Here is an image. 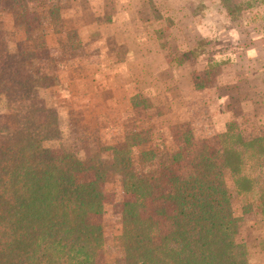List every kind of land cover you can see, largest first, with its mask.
<instances>
[{
    "label": "rangeland",
    "instance_id": "374dc122",
    "mask_svg": "<svg viewBox=\"0 0 264 264\" xmlns=\"http://www.w3.org/2000/svg\"><path fill=\"white\" fill-rule=\"evenodd\" d=\"M244 1L235 0L236 4ZM152 3L151 0L145 3L142 17L145 21H153L156 36L159 42L166 44L169 53L166 56L162 52H157L158 56L154 54L153 62L147 64L154 66L151 69L156 68L153 75H148L152 72L127 75L128 81H135L137 89H144L138 94L140 98L137 97L141 101L139 108L130 106L128 97L120 93L115 96L111 91L94 92L92 87H87L88 81L80 90L81 85L71 83L80 76L65 74L72 70L80 72L81 60L100 55L99 48L82 47L78 33L64 28L62 12L71 6L70 0L55 3L60 7L58 20L50 16L53 3L46 0H30L20 10L0 5V38L7 42L11 51L34 56L31 72L40 78L39 99L44 107L38 120L49 130V140L44 144L47 155L73 153L88 163L109 165L114 152L125 150V166L137 174L141 188L149 191L138 203L141 215L163 230H173L172 218L178 215L191 230L190 211L176 207L165 168L171 164V155L180 151L185 160L177 167L182 173L190 169L193 154L201 155L206 149H212L208 142L228 128L240 131L247 139L264 134V28L255 15L232 21L221 0H162L158 3L161 14L148 9ZM254 10L264 12V6L255 5ZM201 40L208 46L204 56L198 53L196 56L200 58H196L191 52ZM153 45L158 48L157 44ZM104 49L115 54L117 62L127 57L124 50H113L109 43ZM162 58L168 67L163 70L160 69ZM218 58L238 61L240 69L234 70L244 78L233 88L236 94L223 83L234 76V70L227 68L229 65H215L210 68L207 79H200L202 84H208L209 92L205 94L194 89L191 92V80L199 74L196 69H200L205 60ZM139 65L145 66L146 60L128 61L125 68L130 73ZM171 74L183 80L176 84L180 89L177 98L168 104L160 95H168L162 87L171 86L168 78ZM214 93L220 96L218 102H215ZM225 102H228L226 107ZM16 109L12 101L0 95L1 121L7 122ZM218 127L223 131L219 132ZM98 185L104 194L103 212L94 219L104 235V248L98 263L120 264L122 226L129 219L123 205L129 197L124 193L121 174L109 173ZM227 186L233 195V209L242 218L237 238L251 244V264H264L261 216L255 210L244 214V200L236 196L230 179H227Z\"/></svg>",
    "mask_w": 264,
    "mask_h": 264
},
{
    "label": "trees",
    "instance_id": "16d2710c",
    "mask_svg": "<svg viewBox=\"0 0 264 264\" xmlns=\"http://www.w3.org/2000/svg\"><path fill=\"white\" fill-rule=\"evenodd\" d=\"M29 1L0 0V5L20 10ZM46 1L53 3L49 14L58 20L55 3L62 0ZM221 4L232 21L255 15L264 28V12L254 10L264 0ZM159 45L167 50L166 44ZM206 46L205 40L199 41L192 56L203 55ZM33 60V54L13 52L0 38V95L17 106L7 122L0 120V264H99L104 235L94 219L104 206L98 184L109 173L122 175L129 197L123 205L129 219L122 226L120 264H251V244L237 238L242 218L233 209L227 179L244 200L243 213L258 211L264 226V134L247 139L228 128L208 142L212 149L193 154L192 166L183 173L177 167L185 160L183 153L171 155L165 168L168 188L176 207L190 211L192 226L189 230L176 215L173 230H163L140 213L138 203L149 191L125 166V150L114 152L109 165L88 163L73 153L47 155L49 130L38 120L44 107L40 78L31 72ZM233 62L209 60L205 71L193 78L195 89L207 88L200 79L208 78L210 68ZM140 103L132 99L134 108Z\"/></svg>",
    "mask_w": 264,
    "mask_h": 264
},
{
    "label": "crops",
    "instance_id": "0c3cea01",
    "mask_svg": "<svg viewBox=\"0 0 264 264\" xmlns=\"http://www.w3.org/2000/svg\"><path fill=\"white\" fill-rule=\"evenodd\" d=\"M81 1L82 0H70L71 6L66 9V11L62 12V17L65 20V25L63 24L64 28H69L68 31H75L78 33L77 35L82 47L86 49L99 48L100 55L98 57L89 56L81 60L83 62L81 63L80 69L82 70L80 72L72 70L65 72V74L74 75L76 73L75 75L80 76L71 80L72 84L81 85L79 86L80 90L83 88L82 84L88 81L89 84L87 87H92L94 92L111 91L115 96L117 93L127 96L131 106L132 99L139 97L138 94H141V91H144V89H137L135 81H128L127 75H147L149 72H152L148 74L149 76L153 75L156 68L151 69L154 67L152 64L148 65V68L147 64L153 62L154 54L162 52L166 56L169 53L168 50L161 49L155 33L156 30L153 28V21H150V19L145 21L142 17L147 6L145 3L149 0H83L86 2L83 4ZM151 1H154V3L151 4V8H149L148 5V9L153 13L154 9L160 14L163 13L158 5L162 0L158 2H156L157 0ZM88 17L91 18V21H88ZM149 26L152 27V29H150ZM167 40L169 41V37ZM107 43L112 45L113 50H117V48L124 50L127 57L117 62L116 55L104 49V45ZM153 44H157L156 47L158 48H155ZM132 52L135 53L130 54ZM203 56L204 55L201 57ZM139 60H146V65H139L134 72L128 73L125 68L127 62H139ZM162 60L163 66L160 68L161 70L167 67L165 58H162ZM237 63L238 61L235 60L234 63L227 66V68L230 70H234L235 68L240 69ZM206 68L207 60H205V64L201 66L200 69H196V71L200 73L205 71ZM239 74L240 72L234 70L233 78L229 77L230 81L223 83L227 84L232 89L237 86V83L239 86V79L244 78L238 76ZM168 78L169 83L171 81V86L162 87L163 90H166L168 95L161 94L160 96H162L168 104H171V101L177 98L176 95H178L180 91V89L176 88V84L179 85L180 81L183 79L182 77L179 79L175 74H171ZM66 82L69 83V80ZM131 82H134V84ZM136 83L138 82L136 81ZM190 85L191 92H193V89L196 90V92L203 91L205 94L209 92L207 88L200 90L195 89L193 79ZM133 87L134 89H132ZM230 91L236 94L237 90L233 89ZM213 96L217 97L215 102H218L220 96L218 95V97L215 93ZM252 99L255 100L253 96ZM222 100H224V98H222ZM226 103L228 102H225L224 107H226ZM218 129L219 132L223 131L220 127H218Z\"/></svg>",
    "mask_w": 264,
    "mask_h": 264
}]
</instances>
